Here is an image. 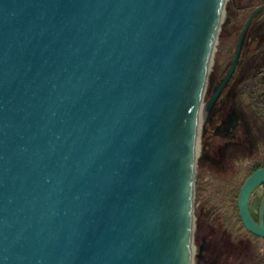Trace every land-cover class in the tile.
<instances>
[{
	"label": "water",
	"instance_id": "95a60500",
	"mask_svg": "<svg viewBox=\"0 0 264 264\" xmlns=\"http://www.w3.org/2000/svg\"><path fill=\"white\" fill-rule=\"evenodd\" d=\"M225 1L0 0V264H193L197 144L264 11L204 101Z\"/></svg>",
	"mask_w": 264,
	"mask_h": 264
},
{
	"label": "rangeland",
	"instance_id": "374dc122",
	"mask_svg": "<svg viewBox=\"0 0 264 264\" xmlns=\"http://www.w3.org/2000/svg\"><path fill=\"white\" fill-rule=\"evenodd\" d=\"M232 1H225L223 18L217 32V39L207 75L204 101L212 88L211 83L215 84L226 71L240 30L252 11L247 8H231ZM262 18H264V15H262ZM256 22V27L264 28V23H262L264 20H257ZM255 60L257 61H254L253 64L246 59L237 68L232 79L230 99L224 106L225 109L230 107L229 111L233 112L242 123L241 126L236 127L234 130L235 139L219 138L205 132L197 144L194 182L196 188L202 189L204 181H208L207 193L204 195L210 193V198L213 201L215 198L220 202L225 200L221 187L227 177L236 174L242 175L250 165L264 159V120L257 115L254 106L249 102L242 88V82L245 77L252 72L264 71V61H262L261 57L257 56ZM235 140L237 141L235 142ZM193 213L194 223H196L195 215L197 212L193 210Z\"/></svg>",
	"mask_w": 264,
	"mask_h": 264
},
{
	"label": "flooded vegetation",
	"instance_id": "af4514ba",
	"mask_svg": "<svg viewBox=\"0 0 264 264\" xmlns=\"http://www.w3.org/2000/svg\"><path fill=\"white\" fill-rule=\"evenodd\" d=\"M233 75L213 105L206 122V133L231 140L235 139L236 127L242 124L237 116L229 111L230 107L227 109L224 107L232 92ZM245 178L240 180L241 185ZM232 180H234L233 176L227 177L225 183L231 184ZM207 185L208 181H204L202 189L196 188L194 182L193 210L197 212L195 215L197 222L194 223L192 234L193 264H264V237L246 230L240 217L237 219L233 213H230L224 201L220 202L216 198L213 201L210 193L204 195L207 193ZM262 194H264V186L260 185L249 198V209L256 220Z\"/></svg>",
	"mask_w": 264,
	"mask_h": 264
},
{
	"label": "trees",
	"instance_id": "16d2710c",
	"mask_svg": "<svg viewBox=\"0 0 264 264\" xmlns=\"http://www.w3.org/2000/svg\"><path fill=\"white\" fill-rule=\"evenodd\" d=\"M262 3H264V0H233L230 7L238 9L247 8L253 10L256 6ZM262 15H264V11L258 14L249 26L237 68L240 67V64L245 62L246 59L247 61H249V63L254 64V61H257L255 60L257 56H260L262 61H264V28L261 29L260 26L256 27L257 20H264V18H262ZM211 84L213 88L215 84ZM242 88L245 96L254 106L257 115L261 119H264V71H258L254 73L252 72L250 75L245 77L242 82ZM262 166H264V159L250 165L242 175H234V180H232L231 184L223 183V186L221 187V190H223V193L225 195L224 202L226 204V207L230 211V213H233V215L237 217V219H239V215L236 202L238 190L241 185L240 180L247 177L252 171Z\"/></svg>",
	"mask_w": 264,
	"mask_h": 264
},
{
	"label": "bare ground",
	"instance_id": "6f19581e",
	"mask_svg": "<svg viewBox=\"0 0 264 264\" xmlns=\"http://www.w3.org/2000/svg\"><path fill=\"white\" fill-rule=\"evenodd\" d=\"M203 116H201L200 120L202 119Z\"/></svg>",
	"mask_w": 264,
	"mask_h": 264
}]
</instances>
